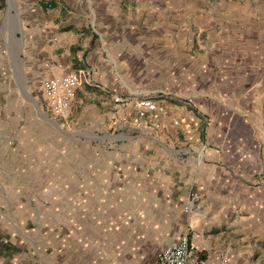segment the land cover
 <instances>
[{"label": "crops", "instance_id": "1", "mask_svg": "<svg viewBox=\"0 0 264 264\" xmlns=\"http://www.w3.org/2000/svg\"><path fill=\"white\" fill-rule=\"evenodd\" d=\"M1 79L0 142L43 133L0 158V264H264V0H0Z\"/></svg>", "mask_w": 264, "mask_h": 264}, {"label": "built area", "instance_id": "2", "mask_svg": "<svg viewBox=\"0 0 264 264\" xmlns=\"http://www.w3.org/2000/svg\"><path fill=\"white\" fill-rule=\"evenodd\" d=\"M80 82L78 74L69 72L60 77H50L42 82V91L46 100L52 107L55 114L62 118L70 115V103L74 95V87ZM116 101L119 97L114 98ZM135 106L140 116H145L148 112L156 109V104L147 97H139L135 100ZM197 249L189 241L187 234L183 235L180 240L166 247L157 264H203L196 256ZM219 264H226L221 260Z\"/></svg>", "mask_w": 264, "mask_h": 264}, {"label": "rangeland", "instance_id": "3", "mask_svg": "<svg viewBox=\"0 0 264 264\" xmlns=\"http://www.w3.org/2000/svg\"><path fill=\"white\" fill-rule=\"evenodd\" d=\"M13 65L17 66L16 63H14ZM18 66H19V64H18ZM13 87H15L16 89L13 90ZM0 88L2 91L4 89L8 90L9 92L12 91L11 95H10L11 99L9 100V102L12 103L11 106L15 105V100L19 98L18 95L19 94L22 95L19 91V82L17 80H11V79L2 80L1 79L0 80ZM13 91H14V93H13ZM0 104H2V101L0 102ZM6 112H8V111H6ZM24 114L27 115V111H25ZM2 116L0 115V119H2V118L4 119V117H2ZM5 119H6V116H5ZM5 122L7 124L8 121L5 120ZM0 125H1L0 126V132L6 136L11 134V130L14 131V129H13V127H11V125H8V124L5 125L4 122H1ZM16 129L19 130L18 134H19V136H22L23 140H20V142L18 144L17 143H8V142H4V141L0 142V158H2V156H4L6 154L7 157L4 156L5 160H3V162L6 164L8 162H11L13 158H17V157L24 158V160L27 162V150H29V149L33 150L32 147L34 145H37L36 143L34 144L32 142H27V135L42 134L43 133L37 127H30V126L27 127V120H26V124H24L21 128H15V131H16ZM48 131L53 132L52 129H48ZM39 143H40V145L44 144L41 142H39ZM17 146H19L21 148H18Z\"/></svg>", "mask_w": 264, "mask_h": 264}]
</instances>
